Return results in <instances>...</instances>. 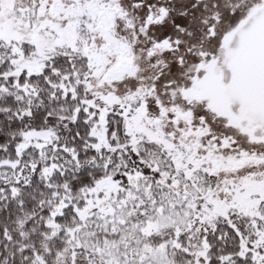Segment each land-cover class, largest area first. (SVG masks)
<instances>
[{
	"label": "snow or ice",
	"instance_id": "snow-or-ice-1",
	"mask_svg": "<svg viewBox=\"0 0 264 264\" xmlns=\"http://www.w3.org/2000/svg\"><path fill=\"white\" fill-rule=\"evenodd\" d=\"M0 264H264V0H0Z\"/></svg>",
	"mask_w": 264,
	"mask_h": 264
}]
</instances>
